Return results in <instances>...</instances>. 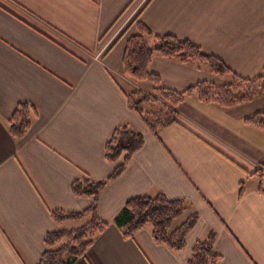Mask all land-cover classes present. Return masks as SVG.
Instances as JSON below:
<instances>
[{"label":"crops","instance_id":"1","mask_svg":"<svg viewBox=\"0 0 264 264\" xmlns=\"http://www.w3.org/2000/svg\"><path fill=\"white\" fill-rule=\"evenodd\" d=\"M139 13L155 33L190 39L243 77L264 73V0H0V264H38L46 235L74 226L51 212L92 204L71 185L112 174L106 143L126 123L145 143L102 191L98 211L110 225L74 264H186L211 230L218 264H264V129L244 122L264 110V95L228 109L190 96L178 122L154 134L124 92L155 88L124 73ZM150 69L176 90L226 82L160 55ZM22 102L34 113L18 139L9 122ZM157 193L200 215L182 251L157 243L149 226L125 239L113 224L129 199Z\"/></svg>","mask_w":264,"mask_h":264},{"label":"trees","instance_id":"2","mask_svg":"<svg viewBox=\"0 0 264 264\" xmlns=\"http://www.w3.org/2000/svg\"><path fill=\"white\" fill-rule=\"evenodd\" d=\"M139 16L140 13L133 20L136 31L127 41L123 58L124 73L134 83L148 81L155 88L151 92L138 89L124 92L129 107L142 115L154 134L158 135L161 129L178 122L180 105L190 96L228 109L264 95V73L243 77L222 58L206 52L192 40L173 34L155 33ZM155 55L194 64L228 81L223 84L201 81L184 90L162 87L161 76L150 69ZM33 113L34 108L30 103L22 102L18 105L9 122L10 132L15 138L19 139L27 134ZM244 122L264 129V110L245 117ZM144 143V135L127 123L114 131L106 143V159L116 164L114 171L106 179L96 180L83 176L72 183L73 193L76 196L92 198V204L79 211L59 209L51 212L52 218L58 224L76 221H81V224L60 226L56 231L49 232L45 239L47 249L38 264H74L85 256L96 238L110 225L100 217L98 211L102 191L110 181L124 172ZM259 176L262 179L264 174L259 173ZM259 191L263 193L261 186ZM244 193L245 187L242 185L240 196ZM188 208V201L170 199L163 193L139 195L125 203L115 216L113 224L119 228L125 239H133L138 231L149 226L157 243L179 252L186 247L188 234L200 218L199 213L193 211L180 224L175 225V221ZM216 239L217 233L213 230L205 238L199 239L186 264H218L223 256L215 248Z\"/></svg>","mask_w":264,"mask_h":264},{"label":"rangeland","instance_id":"3","mask_svg":"<svg viewBox=\"0 0 264 264\" xmlns=\"http://www.w3.org/2000/svg\"><path fill=\"white\" fill-rule=\"evenodd\" d=\"M138 10H139V8H138ZM137 10V11H138ZM132 15L133 14H130L129 16H128V18H125L120 24H119V26H121V29H123L126 25H127V23L128 22H130V20L132 19L131 17H132ZM118 26V27H119ZM228 80H226V82H227ZM221 84H222V80H221ZM156 108H158V106H155ZM187 213H185L182 217H180L178 220H176L175 221V225H178V224H180L186 217H187ZM74 225H77V224H81V221H76V222H72Z\"/></svg>","mask_w":264,"mask_h":264}]
</instances>
